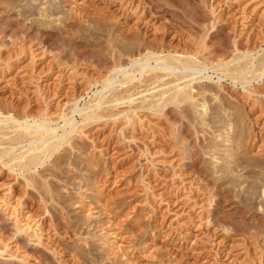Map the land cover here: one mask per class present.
<instances>
[{"label":"rangeland","instance_id":"obj_1","mask_svg":"<svg viewBox=\"0 0 264 264\" xmlns=\"http://www.w3.org/2000/svg\"><path fill=\"white\" fill-rule=\"evenodd\" d=\"M263 56L264 0H0V115L52 123L65 140L70 122L80 128L77 149L65 143L43 167L48 189L0 161V264H264V76L228 71ZM132 69L140 80L196 73L181 85L195 101L135 132L121 116L84 129L72 111Z\"/></svg>","mask_w":264,"mask_h":264},{"label":"bare ground","instance_id":"obj_2","mask_svg":"<svg viewBox=\"0 0 264 264\" xmlns=\"http://www.w3.org/2000/svg\"><path fill=\"white\" fill-rule=\"evenodd\" d=\"M156 5V4H155ZM172 6V5H171ZM178 7V6H176ZM166 13V12H165ZM188 14V13H187ZM190 15V14H189ZM190 17V16H189ZM192 18V17H191ZM179 20V19H178ZM194 20V19H193ZM220 20V19H219ZM173 21V19H172ZM176 22V21H175ZM187 25V24H186ZM200 25V24H198ZM180 26V24H179ZM187 27V26H186ZM217 28V27H216ZM220 28V27H219ZM197 29V28H196ZM197 34V33H196ZM43 36V35H42ZM129 37V36H128ZM132 38V37H131ZM129 39V38H128ZM127 39V40H128ZM213 41V40H212ZM129 42V41H128ZM240 42V41H239ZM239 42H234V47L237 50L240 51L241 45L239 44ZM218 43V42H217ZM133 44V43H132ZM135 44V43H134ZM149 44V43H148ZM206 44V43H205ZM215 44V43H214ZM220 44V43H219ZM159 45V44H158ZM212 45V44H211ZM144 46V45H143ZM147 46V45H146ZM207 45H205L206 48ZM132 47V46H131ZM141 47V46H140ZM145 47V46H144ZM204 47V46H203ZM209 47V46H208ZM155 48V47H154ZM125 49V48H123ZM156 49V48H155ZM165 49V48H164ZM208 49V48H207ZM138 50V49H137ZM153 50V49H152ZM179 50V49H178ZM204 50V49H203ZM79 51V50H78ZM128 51V50H126ZM154 51V50H153ZM198 51V50H197ZM206 51V50H205ZM199 52V51H198ZM197 52V53H198ZM209 52V51H208ZM248 51H246V53L243 54H247ZM82 53V52H81ZM125 53V52H124ZM138 53V52H137ZM158 53V51H157ZM195 53V52H194ZM193 53V55H195ZM201 53V52H200ZM242 53V52H241ZM151 55L155 54V52L150 53ZM149 54V55H150ZM190 54V53H189ZM188 54V55H189ZM242 54V56H243ZM133 55V54H132ZM131 55V56H132ZM138 55H140L138 53ZM148 55V56H149ZM192 55V56H193ZM198 55V54H197ZM147 56V57H148ZM174 56V55H173ZM172 56V57H173ZM191 55H189L190 58ZM123 57V56H122ZM178 57V56H177ZM194 57V56H193ZM117 58V57H116ZM115 58V59H116ZM153 59V57H150ZM171 58V57H170ZM242 58V57H241ZM121 59V58H120ZM131 59V58H130ZM173 59V58H172ZM171 59V60H172ZM248 59V58H247ZM105 60V59H104ZM119 60V59H118ZM139 60V59H136ZM175 62L183 65V67H185L186 69L189 68L190 66H192V62L190 59L188 58H182V60L180 58H175L173 59ZM194 60V59H193ZM235 62L240 60V58L234 59ZM254 59H248V61L241 63L239 65H233V67H229L228 71L230 73V75H232V79L236 78L237 76H240L241 78H247L248 75H252V77H259L262 78L264 76V56L261 60H259V62H257L258 64H255ZM173 61V62H174ZM245 61V60H244ZM121 62V61H120ZM174 62V63H175ZM102 63V62H100ZM118 63V62H117ZM123 63L125 64V62L123 61ZM139 63V68L142 74V71L146 68V65L149 67L148 62L146 63H141L140 61H138ZM172 63V61H171ZM122 64V63H121ZM121 64L120 67L121 68ZM137 63L135 62L134 66ZM221 65H228V63H220ZM111 65H113L111 63ZM117 65V64H116ZM168 65V64H167ZM173 65V63H172ZM178 65V64H177ZM219 65V66H221ZM229 66V65H228ZM232 66V65H231ZM108 67V66H107ZM110 67V66H109ZM166 67V66H165ZM174 67V66H173ZM182 67V68H183ZM195 67V66H194ZM116 68V67H115ZM135 68V67H134ZM221 68V67H220ZM105 69V68H104ZM109 69V68H108ZM112 69V68H110ZM114 69V67H113ZM131 69V68H130ZM174 69V68H173ZM177 69V68H176ZM142 70V71H141ZM147 70V69H146ZM168 70V71H167ZM170 67H168V69H165V71L169 72ZM137 70H133L131 72H128L127 70L124 72V74H126L125 80L124 82H121L120 85L117 87H114L113 85V81L110 80H106L105 83V87H104V91L103 92H99L98 93V97H96V99L90 103L83 111H79L78 108H75L72 112L73 115L76 113H79L81 115L82 121H83V125L82 127L89 126V127H93L96 125H119L120 122V116L125 118L126 124L132 126V130L135 132L134 129H137L134 125H139V124H143V125H150L153 123L151 120H148V124H146L144 121H146V119H150L149 114L153 115V114H157L158 112H164L168 118L170 120H178L179 118L177 117V113L174 111V109H172V107L175 106H181L182 104H188L189 102L191 103V101H195L194 96L192 95V86L187 87L188 85H190V83L198 80L200 77L196 76V73H187L184 75H182V73H180L181 75L177 74L174 75L173 77H169L170 75H172L171 73H157V72H153L152 74H148L149 76L143 78L142 80L137 79V75L136 72ZM153 71V68L152 70ZM173 70H171L172 72ZM197 71V70H196ZM202 71V70H201ZM150 72V70L148 71ZM176 72V71H175ZM118 73V72H117ZM123 73V72H122ZM198 73V72H197ZM228 73V74H229ZM175 74V73H174ZM168 76V77H167ZM201 76V75H200ZM226 76V75H225ZM116 77V76H115ZM167 77V78H166ZM93 79V78H92ZM113 79V78H112ZM252 79V78H251ZM254 79V78H253ZM257 79V78H256ZM95 80V79H94ZM138 81V83H136L135 81ZM250 80V79H249ZM242 81V80H241ZM247 81V80H246ZM92 82V81H91ZM237 82V81H236ZM235 82V83H236ZM264 82V81H263ZM98 83V82H97ZM248 83V82H247ZM183 84H187V86L181 87V85ZM243 84V83H242ZM150 87L146 88V92L142 91L140 93H134V89H140L141 87ZM156 85L154 88H151L152 86ZM244 85V84H243ZM121 87V88H120ZM187 87V88H185ZM244 87V86H243ZM157 88H162L160 90V92H154V90H156ZM144 89V88H143ZM106 90V91H105ZM41 91V90H40ZM138 91V90H137ZM151 91V92H150ZM149 92V93H148ZM255 92V91H252ZM42 93V92H41ZM108 93V94H107ZM147 93V94H145ZM258 93V92H257ZM59 95V94H58ZM54 97V96H53ZM41 99V98H40ZM199 99V98H198ZM256 99V98H255ZM52 100V99H51ZM37 102V101H36ZM40 102V101H39ZM48 102V101H47ZM46 103V102H45ZM53 103V102H52ZM193 103V102H192ZM203 103V102H202ZM2 105V104H1ZM43 105V104H42ZM47 106V104H46ZM185 106V105H184ZM202 108L204 109L206 107V104L203 103L201 104ZM27 107V106H25ZM43 107V106H42ZM127 107V110H120V108H124ZM22 108V107H21ZM39 108V107H38ZM177 108V107H176ZM6 109V108H5ZM24 109V108H23ZM30 109V108H29ZM44 109V108H43ZM42 109V110H43ZM50 109V108H49ZM186 109V108H185ZM3 110V109H1ZM16 110V108H15ZM18 110V109H17ZM16 110V111H17ZM22 110V109H21ZM24 111V110H23ZM40 111V110H39ZM46 111V110H45ZM44 111V112H45ZM202 111V110H201ZM5 112V111H4ZM20 112V110H19ZM8 113V112H7ZM10 113V112H9ZM24 113V112H23ZM22 113V114H23ZM28 113V112H27ZM142 113V114H141ZM202 113V112H201ZM12 114V113H11ZM29 114V113H28ZM38 114V113H37ZM45 114V113H44ZM181 115V114H180ZM216 115V114H215ZM1 116V115H0ZM18 116V115H17ZM33 116V115H32ZM46 116V115H45ZM48 116V114H47ZM56 116V115H55ZM66 116V115H65ZM166 116V117H167ZM2 117V116H1ZM0 117V161H3L4 166H6L10 172H14L17 173V171L19 172L18 174H20L22 176V181L21 182L23 184V186L25 187H29L31 188V186L35 187L37 184L40 185L43 184L44 187L47 185V183H49L45 176L48 174H45L44 171L49 172L50 167L49 165L47 166V168H45V164L48 161V159H50L53 155H56L58 153V151L60 150V148L63 147V145L65 143H70L68 144L69 146L71 145L73 148L76 146V144L80 143L78 141V137L76 138L77 141H73L71 140L72 138L74 139V134L78 133L77 130H80L76 128L75 124L73 122H70V127H69V132L70 134V138L65 140V133L61 134V135H55L56 134V128L50 126V124H48L46 121H42L40 120V122L38 121H34L32 123H30L29 121V116L27 115H23L24 121L21 122L19 119H16L15 117H11V116H3L2 118ZM39 117V116H38ZM49 117V116H48ZM53 117V115H52ZM51 117V118H52ZM37 118V116L35 117ZM67 118V117H66ZM144 118V120H143ZM146 118V119H145ZM42 119V117H41ZM54 119V118H53ZM58 119V118H57ZM123 119V118H122ZM50 120V119H49ZM73 120V118H72ZM163 120V119H162ZM205 120V119H204ZM208 120V119H207ZM48 121V120H47ZM74 121V120H73ZM122 121V120H120ZM184 121V120H183ZM51 122V121H50ZM66 122V121H65ZM69 122H66L65 124H68ZM124 122V121H122ZM147 122V121H146ZM152 122V123H151ZM163 122V121H162ZM180 122V121H179ZM168 123V122H167ZM210 123V122H209ZM64 124V125H65ZM123 125V123H120V125ZM124 122V125H126ZM154 124V123H153ZM186 124V123H185ZM2 125V126H1ZM77 125V124H76ZM156 125V123H155ZM163 125V123L158 124ZM187 125V124H186ZM64 127V126H63ZM62 127V129H64ZM67 127V128H68ZM161 127V126H160ZM60 129V128H59ZM141 129V128H140ZM131 130V129H130ZM139 130V128H138ZM64 131V130H63ZM83 131V130H82ZM81 131V132H82ZM104 131V130H103ZM132 131V132H133ZM84 132V131H83ZM125 132V131H124ZM142 132V131H141ZM58 134V133H57ZM81 134V133H80ZM79 134V135H80ZM83 134H81L82 136ZM85 135V134H84ZM80 136V137H81ZM65 137V138H64ZM79 137V138H80ZM92 137V136H91ZM106 137V136H105ZM165 137V136H164ZM163 137V138H164ZM82 138V137H81ZM125 138H127L125 136ZM130 138V137H129ZM90 139V138H89ZM166 139V138H165ZM55 140V141H53ZM86 141V140H85ZM108 143V142H107ZM18 144H24L21 147L25 148V150H20L19 153H15L13 151H15L16 146ZM79 145V144H78ZM85 145V144H84ZM83 145V146H84ZM4 146V147H3ZM82 146V147H83ZM170 146V145H169ZM20 147V148H21ZM78 147V146H77ZM114 147V145H113ZM72 148V149H73ZM76 148V147H75ZM107 148V147H106ZM168 148V147H167ZM66 149V148H64ZM77 149V148H76ZM84 149V148H83ZM108 149V148H107ZM171 149V147H170ZM63 150V149H62ZM69 150V149H68ZM67 150V152H68ZM175 150V149H174ZM61 151V150H60ZM71 151V150H70ZM66 152V150L64 151ZM62 153V152H61ZM60 153V154H61ZM149 153V152H148ZM168 153V152H167ZM172 154V153H171ZM59 155V154H58ZM6 156H8V161L3 160V158H5ZM70 155H68L69 157ZM75 156V155H74ZM59 159L65 160L66 159V154L60 155L58 156ZM70 158V157H69ZM55 159V157H54ZM53 159V161H54ZM57 159V161L59 160ZM89 159V158H88ZM5 161V162H4ZM56 161V160H55ZM61 161V160H60ZM67 161V159H66ZM70 161V160H68ZM74 161V160H73ZM76 162V161H75ZM79 162V161H78ZM82 164V161H80ZM199 162V161H198ZM262 162V161H261ZM60 163V162H59ZM74 163V162H73ZM72 163V164H73ZM83 163H85L83 161ZM200 163V162H199ZM75 164V163H74ZM87 164V162H86ZM53 165V164H52ZM256 165V164H255ZM61 166V165H60ZM80 166V165H79ZM45 169H49V170H45ZM78 167V165H77ZM195 167V171H199L200 170V165L198 163H195L194 165ZM263 167V165H262ZM42 169V171L40 172L39 169ZM58 168V167H57ZM61 168V167H60ZM259 168V167H258ZM66 169V168H65ZM59 170V169H58ZM78 170V169H77ZM80 170V168H79ZM51 171V170H50ZM54 171V170H53ZM56 171V170H55ZM61 171V170H60ZM196 171V172H197ZM37 173L39 176L41 175L42 179H35L31 176V173ZM52 172V171H51ZM95 172V171H94ZM44 173V174H42ZM73 173V172H71ZM77 173V172H76ZM51 174V173H50ZM77 174H74V176ZM38 177V176H37ZM73 177V175L71 176V178ZM33 178V180H32ZM36 182V185L33 184V182ZM20 184V183H18ZM35 185V186H34ZM42 185V186H43ZM50 185V184H49ZM47 185V186H49ZM255 189H257L258 184L255 183ZM46 186V189H48V187ZM13 187V186H12ZM253 187V186H252ZM51 188V187H50ZM259 188V187H258ZM14 189H16V187H14ZM47 191V190H46ZM254 192V191H253ZM257 190L255 192V195L253 193L254 196H256L257 194ZM48 194V193H47ZM43 196V195H42ZM7 197V196H6ZM44 197V196H43ZM46 198V197H45ZM52 198V197H51ZM225 198V197H224ZM10 199V198H9ZM44 199V198H43ZM39 200V198H38ZM4 201V207H6V209L9 206V202L10 201ZM2 201V202H3ZM37 201V200H36ZM41 200H39L40 202ZM227 203H228V199H227ZM263 203V202H262ZM231 204V203H230ZM228 204V206L230 205ZM233 205V203H232ZM3 207V208H4ZM22 209H18V211H22L23 209H26V207L23 205ZM5 209V210H6ZM16 211V212H18ZM243 211V210H242ZM16 212H14L16 214ZM244 213V212H243ZM13 213L9 214V217H12L13 215H15ZM241 214V213H239ZM245 214V213H244ZM243 215V214H242ZM241 215V216H242ZM240 216V215H239ZM247 216V215H246ZM244 216V217H246ZM222 217V215H221ZM224 217V216H223ZM16 221L19 223L20 220V216L17 215ZM218 218V217H217ZM243 218V216H242ZM224 219V218H223ZM245 219V218H244ZM241 221V219H240ZM242 221L244 222V220L242 219ZM241 221V222H242ZM246 223V220L245 222ZM242 224V223H241ZM243 225V224H242ZM89 227V226H88ZM255 227V226H254ZM30 227L28 225H22L19 229L20 231H26L28 230ZM36 230V229H35ZM40 230V229H38ZM258 230V229H257ZM38 232V231H37ZM256 235V233H255ZM257 236H255L256 238ZM264 258V257H263ZM264 263V260H263ZM260 264V263H259Z\"/></svg>","mask_w":264,"mask_h":264}]
</instances>
